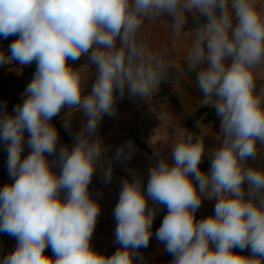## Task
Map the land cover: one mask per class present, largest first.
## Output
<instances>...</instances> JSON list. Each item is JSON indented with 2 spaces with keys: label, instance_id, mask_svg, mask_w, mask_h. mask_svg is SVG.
<instances>
[{
  "label": "clouds",
  "instance_id": "9594fccd",
  "mask_svg": "<svg viewBox=\"0 0 264 264\" xmlns=\"http://www.w3.org/2000/svg\"><path fill=\"white\" fill-rule=\"evenodd\" d=\"M165 15L176 39L194 16L185 61L202 106L220 121L217 143L208 149L185 129L170 159L157 152L146 188L142 177L122 180L113 210L119 247L108 255L91 243L101 206L89 185L97 170L105 183L113 175L99 125L117 114L118 101L145 100L167 79L171 61L140 39L146 20ZM10 36L17 38L0 49V65L18 63V75L36 68L22 102L11 111L0 103L9 176L0 187V233L16 240L0 264H142L153 235L171 264H264V168L249 163L264 147V87L256 83L264 8L256 0H0V37ZM85 66L94 69L90 89ZM65 109L83 114L71 146L60 145L52 123ZM134 150L132 141L117 147L116 161ZM205 198L215 199L214 213L197 220ZM158 207L167 212L153 233Z\"/></svg>",
  "mask_w": 264,
  "mask_h": 264
},
{
  "label": "crops",
  "instance_id": "0c3cea01",
  "mask_svg": "<svg viewBox=\"0 0 264 264\" xmlns=\"http://www.w3.org/2000/svg\"><path fill=\"white\" fill-rule=\"evenodd\" d=\"M256 3L260 8H264V0H256ZM193 23L194 16H190L182 34L176 39L170 17L165 15L144 22L140 39L150 51L159 54L166 61H171L168 77L145 100L132 101L126 97L118 101L117 114L113 117L105 116L99 125V136L110 149L106 153V158L112 161L113 175L111 181L105 183L102 172L97 170L89 185L92 197L101 206V213L91 241L97 251L111 255L119 247L114 239L116 221L113 210L118 202L124 178H130L132 175L142 177L146 188L149 168L159 156L170 159V148L182 137L185 129L203 136L208 149L216 146L215 135L220 128V121L216 115L211 121H205L206 112H203L193 123L189 119L200 110L210 108L202 106V96L195 84V74L187 70L185 61L187 50L194 38ZM84 63L82 58L74 66L79 67ZM83 71L88 77L90 89L94 69L85 66ZM256 77L257 89L264 87V65L256 70ZM192 113L195 114L190 115ZM65 120H68L70 124L67 130L62 126ZM198 120L200 121L199 129L196 127ZM82 121V113L67 109L60 116L53 118L52 123L59 130L60 145L71 146L74 143V135L81 129ZM25 138L27 139V134ZM128 141L134 142L135 145L131 158L116 161V148ZM29 151L26 146L22 155L26 156ZM249 163L254 167L264 168V147L260 148L256 160ZM200 167L205 171L209 169L208 156H205ZM55 170L58 172V167ZM1 182L0 178V185ZM215 203V199L205 198L196 212V219L212 215ZM149 206H152L151 201ZM166 212L167 209L164 207L157 208L152 226L153 233L160 227L159 222L163 220ZM153 239V243L142 256V264H171L173 257L163 251V245L157 242L155 235ZM15 246L16 240L13 237L0 233V256L6 255ZM49 255H52L50 248Z\"/></svg>",
  "mask_w": 264,
  "mask_h": 264
},
{
  "label": "built area",
  "instance_id": "2783aa9c",
  "mask_svg": "<svg viewBox=\"0 0 264 264\" xmlns=\"http://www.w3.org/2000/svg\"><path fill=\"white\" fill-rule=\"evenodd\" d=\"M12 42L3 40L0 37V49L7 50L8 46ZM21 66L18 63H13L10 65H0V103L7 102V106L20 103L23 100L22 93L25 87H19L20 84H17L16 81L22 76L18 75L15 69L20 68ZM10 111V110H8ZM3 166L2 155L0 153V170Z\"/></svg>",
  "mask_w": 264,
  "mask_h": 264
},
{
  "label": "trees",
  "instance_id": "16d2710c",
  "mask_svg": "<svg viewBox=\"0 0 264 264\" xmlns=\"http://www.w3.org/2000/svg\"><path fill=\"white\" fill-rule=\"evenodd\" d=\"M1 38H2L3 40H5V41L12 42V41H13L14 39H16L17 37H15V36H10V37H8L7 39H4L3 37H1ZM35 68H36L35 63H33V64L30 65V66L25 67L24 70H23V74H22V76L25 75V74H27V73H29L30 71L34 70ZM22 76H21V77H22ZM31 78H32V76H31L27 81H25L24 83L20 84L19 87H25L26 84L31 80ZM17 104H18V103L14 104V105H11V106H7V109L11 111V110H12ZM203 112H206V113H207V117H206L205 121H211V120L214 119V117H215V111H214V109H211V108H205V109L200 110L196 115L191 116V117L189 118V119H190V122L193 123V121L196 120V119H198V118L201 116V114H202ZM0 153H1V155H2V161H3L2 170H1V172H0V178H1V181H2L0 187H2L5 183H7V182L9 181V176H8L7 166H6L7 153H6V151H4V149H3L2 146H0ZM161 222H162V221H160L159 223L161 224ZM153 240H154V239L152 238L151 241H150V243H149V245H148V247L151 246V244L153 243ZM148 247H147V248H148ZM147 248H144V249H141V250H140L141 256L144 255V252H145V250H146ZM234 251L239 252L240 250H239V249H234ZM48 255H49V254H48Z\"/></svg>",
  "mask_w": 264,
  "mask_h": 264
},
{
  "label": "water",
  "instance_id": "95a60500",
  "mask_svg": "<svg viewBox=\"0 0 264 264\" xmlns=\"http://www.w3.org/2000/svg\"><path fill=\"white\" fill-rule=\"evenodd\" d=\"M34 72H35V69L32 70V71H30L29 73L23 75L22 77H20V78L16 81V83H17V84H22V83H24V82L27 81L31 76H33ZM45 252H46V254H49V248H46V249H45Z\"/></svg>",
  "mask_w": 264,
  "mask_h": 264
},
{
  "label": "rangeland",
  "instance_id": "374dc122",
  "mask_svg": "<svg viewBox=\"0 0 264 264\" xmlns=\"http://www.w3.org/2000/svg\"><path fill=\"white\" fill-rule=\"evenodd\" d=\"M1 170H2V168H1ZM1 170H0V172H1Z\"/></svg>",
  "mask_w": 264,
  "mask_h": 264
}]
</instances>
